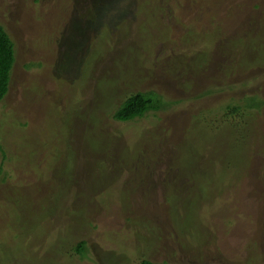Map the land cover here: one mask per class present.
Segmentation results:
<instances>
[{"label":"rangeland","instance_id":"1","mask_svg":"<svg viewBox=\"0 0 264 264\" xmlns=\"http://www.w3.org/2000/svg\"><path fill=\"white\" fill-rule=\"evenodd\" d=\"M105 1L0 0V264H264V0Z\"/></svg>","mask_w":264,"mask_h":264},{"label":"trees","instance_id":"2","mask_svg":"<svg viewBox=\"0 0 264 264\" xmlns=\"http://www.w3.org/2000/svg\"><path fill=\"white\" fill-rule=\"evenodd\" d=\"M158 9L160 10V7H158ZM155 11L156 9H154V12L152 9H150L151 15L149 16L153 15V17L155 16L159 17L158 13L155 14ZM14 62H15L14 43L10 38L9 34L7 33V31L4 29L3 25L0 23V105L3 98L5 97V95L9 90L8 86L11 79L10 75L12 72ZM248 97H253L254 99L250 101L247 99ZM244 100H245L244 106L241 105L239 106L237 103L231 104L229 110L233 109L234 110L233 113L235 112L242 113L243 111L247 113V115L255 111L256 112L264 111V109H262V106L264 105V98L258 97L257 95H249ZM169 103L170 102H165L161 97V95H159L154 90H148L145 92L135 91L134 93L128 95L119 103V105L115 108L112 116L114 119L118 121L128 122L144 116V114L149 111H156L158 109H161L163 106L168 105ZM227 106L229 107V104L226 105V107ZM6 225L11 226L8 221ZM6 240H9V238H7ZM85 244H86L85 240H80L76 243L74 247V251L78 253L81 257L84 256L86 252ZM13 246L17 247V244H12V247ZM16 249L18 250V247ZM137 264H158V263L152 262L148 259H142Z\"/></svg>","mask_w":264,"mask_h":264}]
</instances>
